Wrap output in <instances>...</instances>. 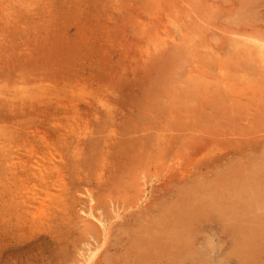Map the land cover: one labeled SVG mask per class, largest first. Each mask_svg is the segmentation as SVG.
I'll use <instances>...</instances> for the list:
<instances>
[{"label": "rangeland", "instance_id": "rangeland-1", "mask_svg": "<svg viewBox=\"0 0 264 264\" xmlns=\"http://www.w3.org/2000/svg\"><path fill=\"white\" fill-rule=\"evenodd\" d=\"M263 41L264 0H0V159L18 163L14 179L0 170V264H86L93 252L89 264H162L136 239L195 207L188 229L208 264H264V205L247 219L237 203L239 222L262 230L260 259H244L207 203L233 185L264 190ZM102 161L115 166L106 183ZM40 170L61 178L63 206L59 188L25 203Z\"/></svg>", "mask_w": 264, "mask_h": 264}, {"label": "bare ground", "instance_id": "bare-ground-1", "mask_svg": "<svg viewBox=\"0 0 264 264\" xmlns=\"http://www.w3.org/2000/svg\"><path fill=\"white\" fill-rule=\"evenodd\" d=\"M249 38V37H248ZM252 39V38H251ZM249 39V40H251ZM254 39V38H253ZM252 39V40H253ZM255 40V39H254ZM254 40H253V43H254ZM247 41V40H245ZM237 42V41H236ZM243 42V41H242ZM241 42V43H242ZM252 42V41H251ZM261 42V41H260ZM258 43V42H257ZM256 43V46L258 45V48L263 51L264 50V41L262 43L257 44ZM233 44V43H232ZM237 44V43H236ZM255 44V43H254ZM243 45V43H242ZM253 49V48H252ZM212 103V102H211ZM205 105V104H204ZM213 105V104H212ZM215 106V105H213ZM205 107V106H204ZM198 108V107H197ZM219 108V107H218ZM210 111V109H209ZM216 111V110H215ZM233 112V111H232ZM193 113V112H192ZM191 114V113H190ZM206 114V113H204ZM207 115V114H206ZM179 116V115H178ZM217 116V115H216ZM204 117V116H203ZM162 118V117H161ZM264 118V117H263ZM190 119V118H189ZM211 119V118H210ZM218 119V118H217ZM215 120V119H214ZM193 121V120H192ZM217 121V120H216ZM161 122V121H160ZM196 122V121H195ZM192 123V122H191ZM217 124V123H215ZM214 124V125H215ZM159 125V123H158ZM165 125V124H164ZM205 125V124H203ZM206 126V125H205ZM163 127V126H162ZM207 130V129H206ZM223 130V129H222ZM188 132V131H187ZM189 133V132H188ZM203 133V132H202ZM160 134V133H159ZM148 136V135H147ZM236 137V136H235ZM138 140V139H137ZM147 141V140H146ZM108 142V141H107ZM132 144V143H131ZM148 144V143H147ZM174 144V143H173ZM111 145V144H110ZM132 146V145H131ZM186 146V145H185ZM133 147V146H132ZM95 148V147H94ZM134 148V147H133ZM141 149V148H140ZM175 149V148H174ZM188 149V148H187ZM192 149V148H191ZM147 151V150H146ZM168 151V150H167ZM184 151V150H183ZM124 152V151H123ZM182 152V151H181ZM187 152V151H186ZM131 153V152H130ZM190 153V152H189ZM95 154V153H94ZM12 155V156H11ZM8 158H4V159H0V170H6L7 171V175L9 176L10 179H14V177L18 174L16 171H17V164L16 162H14L15 158L13 157V154H11ZM78 155V154H77ZM135 155V154H133ZM148 155V154H147ZM196 155V154H195ZM194 155V156H195ZM171 156V155H170ZM181 156V154H180ZM188 156H191V155H188ZM134 157V156H133ZM168 157V156H167ZM175 157V156H173ZM132 158V157H131ZM135 158V157H134ZM178 158V157H177ZM180 158V157H179ZM182 158V156H181ZM185 158V157H184ZM188 158H192V157H188ZM128 159V158H127ZM167 159V158H166ZM194 158H192L193 160ZM215 159V158H214ZM129 160V159H128ZM183 160V158L181 159ZM192 160H189L190 162H192ZM223 160V159H222ZM173 161V160H171ZM180 161V160H179ZM185 161L187 162V159H185ZM135 162V161H134ZM182 162V161H181ZM219 162V161H218ZM137 163V162H136ZM172 163V162H171ZM169 163V164H171ZM177 163V162H176ZM84 164V163H83ZM123 164V163H122ZM126 164V163H125ZM124 164V165H125ZM180 164V163H179ZM185 163L183 162V165ZM190 163L187 162V167ZM17 165V166H16ZM172 165H174L172 163ZM176 165V164H175ZM218 165V164H217ZM76 166V165H75ZM177 166V165H176ZM175 166V167H176ZM96 175L99 177L100 180H102V182H105L110 180V175L112 173V169L114 168L115 169V166L113 164H111V162H103L100 164V165H97L96 166ZM169 167V166H168ZM172 167V166H171ZM212 167V166H211ZM262 167V166H260ZM182 168V167H181ZM186 168V167H185ZM209 168V167H208ZM135 169V168H134ZM176 169V168H175ZM174 169V170H175ZM244 169V168H243ZM259 169V168H258ZM257 169V171H258ZM262 169V168H261ZM185 170V169H184ZM254 170V169H253ZM143 171V170H142ZM145 171V170H144ZM178 171V170H177ZM176 171V172H177ZM186 171V170H185ZM260 171V170H259ZM41 172V180L42 182H44V184H42V189L39 190V191H28L29 193V196H30V200L28 201H25V203L27 205L29 204H34L35 202H39L41 203L42 205V202H44L46 200V198L48 197H51L53 194L52 192V188H59V193H58V197H57V200L56 201H60L59 203H61L63 206L65 204V199L62 200V191H63V188L64 186L63 185H58V181L60 182L61 181V178L59 179H56L54 180L52 178L49 179V180H46V176H45V172L43 170H40ZM59 172V171H57ZM182 172V170H181ZM180 172V173H181ZM255 172V171H254ZM178 173V172H177ZM190 173V170L187 169V174ZM233 173V172H232ZM258 173V172H257ZM144 174V173H142ZM185 174V172H184ZM183 174V175H184ZM255 174V173H254ZM262 174V172H261ZM260 174V175H261ZM264 174V173H263ZM36 176V174L34 175ZM61 175H59L60 177ZM88 176V175H87ZM176 176V175H175ZM145 177V176H144ZM261 177V176H260ZM259 177V178H260ZM119 178V177H118ZM142 178V177H141ZM169 178V177H168ZM198 178V177H197ZM254 178V177H253ZM258 178V177H257ZM262 178V177H261ZM108 179V180H107ZM256 179V178H254ZM105 180V181H104ZM142 180V179H141ZM183 180V179H182ZM257 180V179H256ZM147 181V180H146ZM153 181V180H152ZM175 181V180H174ZM232 181V180H231ZM238 181V180H237ZM263 181V180H262ZM142 182V181H141ZM166 182V181H165ZM257 182V181H256ZM114 183V182H113ZM197 183V182H196ZM201 183V182H200ZM255 183V182H254ZM116 184V183H115ZM147 184V183H146ZM264 184V183H263ZM261 184V185H263ZM107 185V184H106ZM169 185V184H168ZM196 185V184H195ZM163 186V184H162ZM166 186V185H165ZM206 186V185H205ZM252 186V185H251ZM260 186V185H259ZM259 186L255 187V189H253V192L247 190V188L245 187V185H240V186H229L228 188L226 189H223L222 188V195L223 197L225 198H209L210 199V202H207L208 204H210V207L215 210L216 212L215 213H219L220 216H225L226 218H230L231 220V224L229 225L230 226V230L229 231L230 233L232 232L233 233V239L231 237V240H234L235 243H237V253L241 254L242 255V258H246V257H254V253L253 251L256 249H251L254 245H255V236H258L261 231H260V227L258 226V224H256L257 226H244L241 224V222H239V218H242L240 215V213L238 212L239 208L237 206V203H243V207L246 206V210L245 212L249 213L247 215V219H248V216L252 214V212L249 210L253 207H256L254 206L255 204H260V207L262 205H264V190L263 189H260ZM262 187V186H261ZM140 188V187H139ZM196 188V187H194ZM211 187H209L210 189ZM16 191L18 190V188H15ZM141 189V188H140ZM185 189V188H184ZM202 189V188H201ZM146 190V188H145ZM219 190V189H218ZM7 191H9V194L11 192V190L8 188ZM142 191V189H141ZM221 191V190H220ZM205 192V191H204ZM209 192L211 193V190H209ZM251 192V193H250ZM13 195V198L14 196L17 194V192H15L14 190L11 192ZM20 193V192H19ZM87 193V191H86ZM96 193V192H95ZM167 193V192H166ZM195 193V192H194ZM75 194V193H74ZM89 194V193H88ZM141 194V193H140ZM213 194V193H212ZM82 195V194H81ZM93 195V194H92ZM97 195V194H96ZM194 195V194H193ZM192 195V196H193ZM216 195V194H215ZM214 195V196H215ZM201 196V195H200ZM212 196V195H211ZM78 197V196H77ZM84 199V196H80ZM79 197V198H80ZM91 197V196H90ZM221 197V196H220ZM141 198V197H140ZM164 198V197H163ZM203 198V196H202ZM213 199V200H212ZM95 200V199H94ZM147 200V199H146ZM200 200V199H199ZM83 201V200H82ZM90 201V200H89ZM181 201V200H180ZM186 201V199H185ZM204 201V200H203ZM85 202V201H84ZM111 202V201H110ZM109 202V203H110ZM113 202V200H112ZM111 202V203H112ZM86 203V202H85ZM143 203V202H142ZM186 203V202H185ZM206 203V204H207ZM114 204V203H112ZM111 204V205H112ZM135 204V203H134ZM170 204V203H169ZM175 204V203H174ZM200 204H203V202H201ZM83 205V204H82ZM91 205V204H90ZM198 205V204H197ZM201 205V206H203ZM43 206V205H42ZM130 206V205H129ZM136 208L138 206H140V202H137V205L135 204ZM196 206V205H195ZM60 207V206H58ZM66 207V206H65ZM93 207V205H92ZM114 207V206H113ZM132 207V206H131ZM177 207V206H176ZM209 207V206H208ZM257 207H259V205H257ZM87 208V207H86ZM115 210H113L114 213H118V209L117 207H114ZM135 208V209H136ZM144 208V207H143ZM202 208V207H201ZM205 208V206H204ZM207 208V207H206ZM41 209V207H39V209H37L36 213H38V211ZM89 208V211L88 212H83L86 214L87 218L90 217L93 218V219H96L97 222H99V225L102 224V226L105 224H103V222L99 219V217H97L96 215H94V212H93V209ZM130 207L127 208V210H129ZM133 209V207H132ZM131 209V211H132ZM186 209V208H184ZM203 209V208H202ZM209 209V208H208ZM244 209V208H243ZM260 209V208H259ZM125 210V209H124ZM137 210V209H136ZM171 210V209H170ZM197 210V208L195 207L194 210H191L189 209V211L192 213L195 212ZM200 210V209H199ZM255 210V209H254ZM263 210V209H261ZM30 211V210H29ZM28 211V212H29ZM97 211V209H96ZM243 211V210H242ZM253 211V210H252ZM256 211V210H255ZM124 212V211H123ZM145 212V211H144ZM244 212V211H243ZM254 212V211H253ZM258 212V211H257ZM35 213V214H36ZM127 213V212H126ZM191 213H187L188 215L186 216H179L177 215L176 218L173 219H169L168 217H161V218H158V220L156 222L153 223V225H150L148 227H146L144 230H142L140 236L136 239V247L138 249L141 250V255H144L145 257H148L150 259H156V260H160L162 262V264H181V263H186V261L189 263V262H194L193 264H195V262L197 263H205L207 260L204 258V256L202 255V253H200L199 251H197L194 247V241H193V233L190 232V230L188 229L189 226H190V223H192L193 221H198V218L197 219H193L192 218L194 216H189V215H192ZM223 213V214H222ZM242 213V212H241ZM251 213V214H250ZM256 212H254L255 214ZM35 214H33L32 212V215L34 217V220L38 218V216H36ZM96 214V213H95ZM117 214V215H118ZM182 214V213H181ZM198 215L200 214V212L197 213ZM203 214V213H202ZM212 214H214L212 212ZM261 214V213H260ZM35 215V216H34ZM183 215V214H182ZM215 215V214H214ZM217 215V214H216ZM253 215V214H252ZM251 215V216H252ZM256 215V214H255ZM119 216V215H118ZM169 216V215H168ZM249 216V217H251ZM152 217V215H151ZM254 216H252L253 218ZM119 218V217H118ZM156 218V217H155ZM251 218V219H252ZM258 218V216H257ZM2 219V218H1ZM221 219V218H220ZM87 220V219H86ZM91 220V219H90ZM155 220V219H154ZM223 220V219H222ZM255 220V219H254ZM253 220V221H254ZM259 218H258V222H259ZM95 221V220H94ZM216 221V220H215ZM252 221V220H251ZM261 221V220H260ZM148 222V221H147ZM96 223V222H95ZM261 223V222H260ZM225 224H226V221H225ZM228 224V223H227ZM249 224V223H248ZM262 225L264 223H261ZM106 225V224H105ZM104 225V226H105ZM149 225V224H148ZM255 225V224H254ZM228 226V225H227ZM17 227V226H16ZM98 228V227H97ZM264 228V227H263ZM100 229V228H99ZM105 230V229H104ZM107 230V229H106ZM264 230V229H263ZM226 231H227V228H226ZM225 232V231H224ZM102 233V232H101ZM105 235V234H104ZM221 235V234H220ZM230 235V234H228ZM105 237V236H104ZM103 237V238H104ZM263 239V237H262ZM106 240V239H105ZM133 242V241H132ZM258 242V241H257ZM104 243V242H103ZM233 243V242H232ZM261 243V242H260ZM262 244V243H261ZM232 245V244H231ZM235 245V244H234ZM263 245V244H262ZM104 245H102L103 247ZM258 246V245H256ZM32 248V247H31ZM43 248V247H42ZM241 248V249H240ZM259 248V247H258ZM40 249V248H39ZM258 250V249H257ZM30 251V250H29ZM43 251V250H42ZM130 251V250H129ZM236 251V250H235ZM256 251V250H255ZM140 252V251H138ZM257 252V251H256ZM259 253H261V251H259ZM257 252V259H260L258 258V254ZM126 254V253H125ZM97 253L96 252H93L90 257L88 258V262L86 264H89L93 259L95 260V257L98 259V257L96 256ZM215 255H216V252H215ZM22 256H24L22 254ZM135 257V256H134ZM18 258H20V254H17L16 256L13 257V260L17 261ZM27 258V257H25ZM142 259V256L140 257ZM233 258V257H231ZM237 258V257H236ZM241 258V257H240ZM249 258V259H250ZM255 258V259H256ZM23 259V258H22ZM219 259L221 260L222 258L219 257ZM229 259V258H228ZM242 259V260H244ZM9 260V259H8ZM131 260V259H130ZM144 259H142L141 261H143ZM155 260V261H156ZM87 261V260H86ZM137 261V260H136ZM224 261V260H223ZM238 261V260H237ZM241 261V259H240ZM8 262V261H7ZM28 263V261H26ZM93 262V261H92ZM118 262V261H117ZM217 262V261H216ZM247 262V261H246ZM255 262L252 260V263ZM23 263V262H22ZM44 263V262H43ZM96 263V262H95ZM94 263V264H95ZM99 263V261H98ZM228 263V262H227ZM250 263V261H249ZM248 263V264H249ZM257 263V261H256ZM26 264V263H25ZM119 264V263H118ZM159 264V263H158ZM207 264H208V261H207ZM215 264V263H214ZM225 264V263H224Z\"/></svg>", "mask_w": 264, "mask_h": 264}]
</instances>
